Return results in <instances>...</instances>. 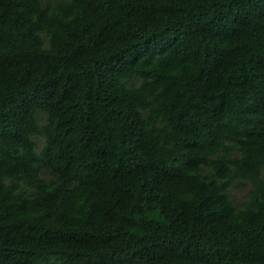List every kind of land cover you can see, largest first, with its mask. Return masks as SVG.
Wrapping results in <instances>:
<instances>
[{
  "label": "trees",
  "instance_id": "16d2710c",
  "mask_svg": "<svg viewBox=\"0 0 264 264\" xmlns=\"http://www.w3.org/2000/svg\"><path fill=\"white\" fill-rule=\"evenodd\" d=\"M0 264H264V0H0Z\"/></svg>",
  "mask_w": 264,
  "mask_h": 264
},
{
  "label": "rangeland",
  "instance_id": "374dc122",
  "mask_svg": "<svg viewBox=\"0 0 264 264\" xmlns=\"http://www.w3.org/2000/svg\"><path fill=\"white\" fill-rule=\"evenodd\" d=\"M247 188H249V186H246V188H243V187H241V188H239V187H234V188L231 189V191L234 193L235 197H236L237 199H239L240 197H242L244 191H245Z\"/></svg>",
  "mask_w": 264,
  "mask_h": 264
}]
</instances>
